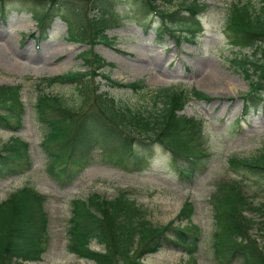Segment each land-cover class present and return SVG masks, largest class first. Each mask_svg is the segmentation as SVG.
<instances>
[{"label":"trees","instance_id":"1","mask_svg":"<svg viewBox=\"0 0 264 264\" xmlns=\"http://www.w3.org/2000/svg\"><path fill=\"white\" fill-rule=\"evenodd\" d=\"M20 1L31 6L28 10L36 16L44 35L51 21L60 17L67 24L69 40L80 39L89 43V49L80 54L84 55V62L90 68L40 78L44 86L71 82L75 89V97L41 91L34 102L36 118L47 127L42 147L47 155L50 175L70 181L92 160L90 140L101 142L102 154L126 169H139L148 164L150 155L142 154L140 149H148L152 141L168 149L176 161L181 158L193 162L207 156L203 119L179 111L191 97L209 100V94L180 85L147 89L142 80L123 83L101 70L106 60L99 53L91 49L92 56L85 55L93 44L109 42L110 37L105 33L108 15L112 13L114 3L123 0ZM137 1V9L157 13L163 26H172L171 35L177 41L181 37H196L195 32L203 28L199 13L206 9L207 3L198 0H183L179 4L175 0ZM8 12L4 0H0V18L6 17ZM224 29L231 43L239 44V48L242 44L250 47V52L240 49L232 57L250 80L242 96L245 116L263 101L264 0L258 6H254L252 0L230 1L226 7ZM253 73L257 79L252 78ZM97 75L112 85L145 88L146 103L132 106L119 101L107 90L100 89L98 82L91 83L92 77ZM20 95V85L0 84V126L18 128L21 125L25 105ZM90 97L95 107L78 113V108ZM76 98L78 105L74 104ZM28 148L27 141L17 135L11 136L0 147V176L17 173L20 160L28 156ZM227 163L235 176L220 180L211 194L216 223L215 258L223 251L228 261L239 257L241 264H264L263 249L248 234L254 222L245 213L248 209H258L252 204L245 186L251 177H255V183L264 184V145L249 157L230 154ZM179 169L186 170L188 176L193 172V168L187 165L179 166ZM44 199L43 193L24 184L0 201V264H11L15 259H40L44 243L48 241ZM192 212L193 202L186 199L175 219L176 225L172 220L156 226L139 216L141 208L125 190H119L111 199L90 193L86 199L72 200L69 249L99 264H146L143 257L163 246H179L192 255L199 238V229L190 220ZM258 224L264 226V219ZM219 236L221 243L218 242ZM93 239L98 240L104 250L91 249L89 244Z\"/></svg>","mask_w":264,"mask_h":264},{"label":"rangeland","instance_id":"2","mask_svg":"<svg viewBox=\"0 0 264 264\" xmlns=\"http://www.w3.org/2000/svg\"><path fill=\"white\" fill-rule=\"evenodd\" d=\"M123 1L114 3L112 13L108 15L105 33L110 37L109 42L93 44L85 55L92 56L91 49L99 53L106 60L101 70L123 83L142 80L147 89L180 85L195 87L209 94V100L191 97L179 111L203 119L207 156L193 162L181 158L176 161L168 149L152 141L148 149H140L142 154L150 155L148 164L139 169H126L102 154L101 142L90 140L93 159L70 181L50 175L47 155L42 147L47 127L36 118L34 102L41 91L75 97V89L71 82L44 86L40 78L90 68L84 62V55L80 54L89 49V43L80 39L69 40L67 24L60 17L51 21L44 35L37 25L36 16L28 10L30 5L20 0H4L9 12L6 17L0 18V52L4 51L9 58L20 61L23 68L9 70L0 66V84L20 85L25 111L18 128L0 126V147L11 136L17 135L29 143V148L26 159L20 160L17 173L0 176V201L15 189L28 184L45 195L43 208L48 217V241L44 243L45 249L40 259H13L11 264H99L69 249L72 200L86 199L94 192L111 199L119 190L127 191L141 208L139 216L156 226H163L172 220L176 225L175 219L183 202L186 199L193 202L190 220L199 229L196 251L190 255L182 247L163 246L143 257L144 263L241 264L239 257L228 261L223 251L215 258L213 242L216 223L211 194L220 180L235 176L227 163L230 154L249 157L264 145V98L246 116L242 115L245 109L242 96L250 80L247 73L232 61V57L240 49L250 52V47L242 44L239 48V44L231 43L224 29L226 7L232 0H198L207 3L199 16L203 30L195 32L196 37H181L178 42L171 35L172 26H163L162 18L157 13L137 9V0ZM181 1L175 0V3ZM260 1L252 0V3L258 6ZM83 22H86L85 17ZM201 67H204L203 71ZM211 67L215 70L220 68L221 75L228 81L218 79L216 86L201 84L200 77L206 75L204 72ZM252 78L257 79L256 74L253 73ZM90 81L98 82L100 89L107 90L121 102L132 106L146 103L145 88L112 85L98 75ZM91 99L75 110L81 113L94 108ZM75 101L74 104L78 105L77 98ZM183 165L193 168L191 176L186 175V170L179 169ZM253 179L255 177L247 180L245 189L258 209L245 211L254 222L248 234L264 251V226L258 224L264 219V184H257ZM218 242H222L221 236ZM89 246L94 250H104L96 239Z\"/></svg>","mask_w":264,"mask_h":264},{"label":"bare ground","instance_id":"3","mask_svg":"<svg viewBox=\"0 0 264 264\" xmlns=\"http://www.w3.org/2000/svg\"><path fill=\"white\" fill-rule=\"evenodd\" d=\"M0 57H1V60H0V66L1 67H4V68L9 69V70H13L15 68H21V67L23 68V65H21L20 61H15L14 59L9 58L8 56L5 55L4 51L0 52ZM44 63H45V61L43 62V64ZM204 67L203 68L201 67V71L204 70ZM218 67H217V70H215L214 67H211V68H209L208 72L205 71L204 73H206V75L200 77V83L205 84V86H211V85L214 86L215 83L218 81V79L219 80L225 79L228 81V79L225 76L221 75L222 70H220V68H218Z\"/></svg>","mask_w":264,"mask_h":264}]
</instances>
